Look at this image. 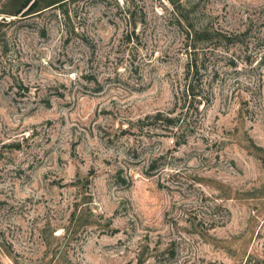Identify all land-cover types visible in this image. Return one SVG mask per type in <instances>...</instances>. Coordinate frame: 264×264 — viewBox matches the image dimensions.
Here are the masks:
<instances>
[{"label": "rangeland", "instance_id": "1", "mask_svg": "<svg viewBox=\"0 0 264 264\" xmlns=\"http://www.w3.org/2000/svg\"><path fill=\"white\" fill-rule=\"evenodd\" d=\"M25 1L0 0V264H264V0Z\"/></svg>", "mask_w": 264, "mask_h": 264}, {"label": "trees", "instance_id": "2", "mask_svg": "<svg viewBox=\"0 0 264 264\" xmlns=\"http://www.w3.org/2000/svg\"><path fill=\"white\" fill-rule=\"evenodd\" d=\"M61 1V0H60ZM55 2L54 4L59 3ZM32 2L30 5L31 10H34L36 8V0H26L22 5L21 9L27 7L29 3ZM52 5V4H51ZM19 13V12H18ZM190 26V25H189ZM189 33L192 38L191 40L195 42H205V40H208L209 38L214 37V35L211 32H208L206 30H189ZM217 37V36H216ZM189 59L187 61L186 69H185V84L181 91L182 95V104L180 106V115L178 117H170L168 114L163 113H156L152 117H148L153 124H158L159 126H162L165 130L172 131L174 128H177L176 131L181 130L185 127L186 123L181 122L182 117H187L189 113H191V110H197L199 106L198 97L200 99V85H199V73L201 64L198 65V59L196 51H192V54L189 55ZM178 102V101H177Z\"/></svg>", "mask_w": 264, "mask_h": 264}]
</instances>
